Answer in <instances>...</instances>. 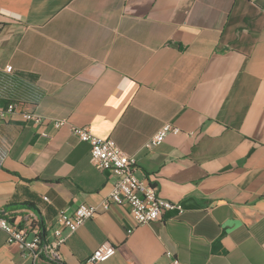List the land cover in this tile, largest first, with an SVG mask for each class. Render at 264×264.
I'll list each match as a JSON object with an SVG mask.
<instances>
[{"label": "crops", "instance_id": "crops-1", "mask_svg": "<svg viewBox=\"0 0 264 264\" xmlns=\"http://www.w3.org/2000/svg\"><path fill=\"white\" fill-rule=\"evenodd\" d=\"M10 103L44 123L0 121V211L48 238L60 212H99L62 229L59 258L0 232V264H87L103 242L119 250L100 264H264V0H0ZM167 123L181 133L147 148ZM75 127L115 140L183 213L103 209L116 177Z\"/></svg>", "mask_w": 264, "mask_h": 264}, {"label": "built area", "instance_id": "built-area-1", "mask_svg": "<svg viewBox=\"0 0 264 264\" xmlns=\"http://www.w3.org/2000/svg\"><path fill=\"white\" fill-rule=\"evenodd\" d=\"M11 66L7 70L11 71ZM18 115L25 122L35 126L44 123V117L32 110L21 109L18 104L10 103L5 108H0V121L9 120ZM64 124L58 121L57 126ZM72 131L81 140L88 142L91 146V160L101 169L112 172L116 179L113 190L102 203L103 209H108L111 204H122L130 206L132 216L137 224H147L159 220L167 210L177 209L183 213L184 208L177 202L166 200L159 196L155 186L139 180L135 174L137 160L134 156L123 151L112 138L101 137L93 134L87 128L75 127ZM181 128L174 124H164L147 142V148H153L165 141L170 134H180ZM46 135L45 132H43ZM99 207L87 203H81L77 210L69 214L66 211L59 213L57 217L58 226L52 230V238L45 236L38 226V218L34 215L30 218L17 220L6 212L0 211V232L8 236L9 243H17L23 249L31 251L35 257L47 253L52 257L59 258V249L65 243L66 237L62 235V229L68 228L75 232L87 220L97 215ZM133 230L129 229L131 233ZM118 247L110 242H103L98 246L87 264H100L111 258ZM168 255L172 256L171 252ZM178 263V260H175Z\"/></svg>", "mask_w": 264, "mask_h": 264}, {"label": "trees", "instance_id": "trees-1", "mask_svg": "<svg viewBox=\"0 0 264 264\" xmlns=\"http://www.w3.org/2000/svg\"><path fill=\"white\" fill-rule=\"evenodd\" d=\"M18 220H19V219H17V220H12V221H13V222H15V223H17V222H18ZM21 221H23V219H21Z\"/></svg>", "mask_w": 264, "mask_h": 264}]
</instances>
